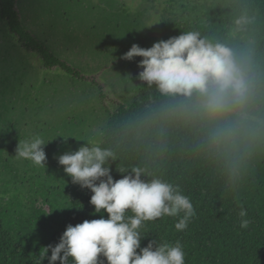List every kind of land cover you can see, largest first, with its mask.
Returning a JSON list of instances; mask_svg holds the SVG:
<instances>
[{"label": "clouds", "instance_id": "9594fccd", "mask_svg": "<svg viewBox=\"0 0 264 264\" xmlns=\"http://www.w3.org/2000/svg\"><path fill=\"white\" fill-rule=\"evenodd\" d=\"M226 6L217 2L211 9ZM256 23L253 11L241 4L219 29L192 28L149 48L133 44L122 56L142 58L137 78L162 98L142 125L161 139L169 126L190 131L194 146L217 162L228 192L238 186L247 163L264 153V47L254 32ZM83 141L57 161L72 183L90 190L94 212L103 210L107 218L67 225L55 246L43 247L38 264L45 258L48 264H185L179 240L153 239L144 247L141 241L146 222L165 216L177 217L175 229L185 230L196 214L190 198L162 172L139 165L116 163L122 178L114 180L111 164L118 161L117 152L101 141ZM48 142L34 134L18 142L15 156L45 167ZM238 215L240 227L247 228V210L241 207Z\"/></svg>", "mask_w": 264, "mask_h": 264}, {"label": "rangeland", "instance_id": "374dc122", "mask_svg": "<svg viewBox=\"0 0 264 264\" xmlns=\"http://www.w3.org/2000/svg\"><path fill=\"white\" fill-rule=\"evenodd\" d=\"M214 1L222 0H15L23 25L65 68L43 70L40 59L11 42L0 19V84L11 78L14 64L25 80L21 89L8 84L18 104H1L0 97V221L15 237L41 252L45 227L33 219L35 211L49 213L52 206L59 218L80 187L57 157L83 140L101 141L107 116L129 106L142 87V58L128 61L123 54L133 44L149 48L166 40L162 23L201 19ZM34 134L49 141L45 167L15 156L18 142Z\"/></svg>", "mask_w": 264, "mask_h": 264}, {"label": "trees", "instance_id": "16d2710c", "mask_svg": "<svg viewBox=\"0 0 264 264\" xmlns=\"http://www.w3.org/2000/svg\"><path fill=\"white\" fill-rule=\"evenodd\" d=\"M214 3L217 2L203 7L201 19L162 23L166 40L192 28L202 31L209 27L219 29L241 4H245L257 17L254 32L264 47V0H222L220 3L226 4V7L211 9ZM0 19L8 27L11 42L17 43L30 56L40 59L43 70L65 69L23 25L15 0H0ZM27 63L35 67L28 59ZM18 67L17 64L12 65L11 78L3 79L4 84H0L1 104L20 102L13 93H7L9 82L12 90L24 87L22 83L25 80L20 75L24 72ZM19 76L23 80L20 81ZM161 99L154 88L142 85L129 106H118L114 113L107 116L101 136L102 146L113 148L119 157L117 162L111 164L114 180L122 178L116 171V163L139 165L162 172L166 180L180 186L195 209V216L183 231H177L174 227L178 222L177 217L165 216L146 222L143 233L147 236L142 239L141 247L153 239L173 244L179 240L185 252V264H264V153H258L247 163L234 191H225L217 162L208 159L194 146L190 131L169 126L161 139L156 130L142 125V118ZM91 195L90 190L79 187L69 196L70 201L57 219L52 206H49V213L35 211L33 219L41 221L45 227L44 237L38 241L42 244L41 252L43 247L55 246L59 242L67 225L75 226L85 220L99 219L101 215L107 218L103 210L101 213L94 212V206L89 203ZM241 207L247 210L246 218L251 221L244 229L240 227L238 215ZM53 220L54 227L49 225ZM50 255L49 251L47 256ZM38 257L39 253L32 245L21 236L15 237L0 221V264H38ZM101 260L104 258L101 257ZM42 264H48V260L45 258ZM104 264L107 262L104 261Z\"/></svg>", "mask_w": 264, "mask_h": 264}]
</instances>
